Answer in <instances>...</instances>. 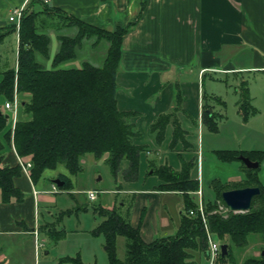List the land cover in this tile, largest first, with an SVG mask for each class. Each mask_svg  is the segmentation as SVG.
I'll return each instance as SVG.
<instances>
[{
	"label": "trees",
	"instance_id": "trees-1",
	"mask_svg": "<svg viewBox=\"0 0 264 264\" xmlns=\"http://www.w3.org/2000/svg\"><path fill=\"white\" fill-rule=\"evenodd\" d=\"M63 27L71 33L57 34L58 48L50 66L46 67L43 60L48 59L49 54L48 30L59 31ZM12 28L16 29L14 23ZM127 30L128 26L106 30L51 8L41 0H30L24 7L17 28V66L0 71V97L6 101L12 100L15 92L20 100V109L13 125L8 122L9 115L0 109L1 201L7 202L11 198L20 201L23 198V192L13 182L20 172V165L10 166L2 162L5 145L12 146L24 162L30 161L28 173L33 182L41 177L43 171L55 169L59 164L70 174H77L81 170L80 158L85 154H92L95 158L106 154L105 160L113 174L121 170L124 180H136L139 155L146 145L134 142L139 132L130 121V112L117 107L115 97L121 41ZM91 38L94 44L100 39L108 44L100 65L85 60L78 67L61 66L75 59L79 47ZM237 91V106L244 117L245 105L250 106L245 81L239 83ZM202 107L201 120L211 130H216L214 112L207 108V103H202ZM168 123L172 124L169 141V147L172 148L184 134L174 110L156 116L149 129L159 143ZM182 144L184 147L190 145L185 139ZM213 153L219 160L226 162L241 161L239 154L259 163L264 158V150H251L247 154L236 149H214ZM122 161H126L124 167H121ZM192 164L191 160H183L178 169L164 163L153 170L162 181L161 189L184 193L179 224L172 234L156 236L146 242L140 236L139 227L129 222L131 204L125 209L117 206L106 208L100 203L93 207L102 219L92 232L105 237L108 264H197L195 252L205 256L208 254L205 227L227 244V253L221 255L220 252L214 264L231 261L228 258L230 250L243 246L249 234L256 233L264 239V181L257 176L259 166L247 168L243 165L244 177L241 180H213L214 198L201 200L203 222L196 210L197 203L188 194L198 189L197 180L190 178ZM60 180H63V184L58 186L59 189L72 190L69 178ZM244 186H258L260 189L252 198L250 208L242 212L229 209L220 212L218 202L225 206L221 192ZM68 193L72 195V192ZM190 209L193 210L191 214ZM40 229L53 234L50 222H44ZM56 235L60 236V233ZM117 236L124 238L122 258L118 257L115 250ZM60 261L91 264L83 262L78 255L64 256ZM243 264H264V255L249 257Z\"/></svg>",
	"mask_w": 264,
	"mask_h": 264
},
{
	"label": "crops",
	"instance_id": "crops-1",
	"mask_svg": "<svg viewBox=\"0 0 264 264\" xmlns=\"http://www.w3.org/2000/svg\"><path fill=\"white\" fill-rule=\"evenodd\" d=\"M29 1L0 0L3 15L0 40L11 27L16 37V60L18 31L5 15L10 8L26 6ZM46 4L106 30L128 26L121 41L115 97L117 107L130 112V121L139 132L134 142L146 145L139 155L136 180L123 184L124 191L132 196L129 222L139 227L140 236L146 242L174 233L184 193L161 189L162 181L152 172L150 164L166 163L178 169L183 160H191L190 178L197 180L200 194L197 190L188 194L196 203L202 198L209 199L204 196L202 182L212 188L213 180L234 181L230 178H239V170L244 176V171L238 162L234 163L236 173L221 180L210 170L215 163V167L220 165L219 159L216 156L217 160L205 159L198 138L187 140L189 146L184 147L178 141L170 148L172 124L166 125L163 138L157 143L150 132V123L159 114L174 110L186 134L196 118L199 130L204 100L199 81L205 72L264 70V0H49ZM62 32L71 33L65 27L59 31L48 30L49 54L43 60L46 67L50 66L58 48L57 34ZM85 60L89 61L85 55L77 54L61 66L78 67ZM150 148L154 155L148 157ZM18 156L11 146L5 145L2 162L10 166L19 164L21 157ZM39 179L33 182L29 173L20 168L13 182L23 192L22 200L11 198L3 202L0 199V264H31V251L37 253L43 248L39 242L42 238L39 240L38 236L48 231L40 229L38 213L40 208L46 209L55 201L52 194L60 189L53 179L50 188L39 189ZM68 192L75 199V191Z\"/></svg>",
	"mask_w": 264,
	"mask_h": 264
},
{
	"label": "rangeland",
	"instance_id": "rangeland-1",
	"mask_svg": "<svg viewBox=\"0 0 264 264\" xmlns=\"http://www.w3.org/2000/svg\"><path fill=\"white\" fill-rule=\"evenodd\" d=\"M2 16L0 13V18ZM7 17L6 14L5 19ZM6 32L3 40H0V71L14 67L16 60L15 32L11 30V27L7 28ZM93 40L91 38L84 42L77 53L80 56L85 55L92 64L100 65L103 62L108 44L104 39H100L94 45H90ZM241 81L246 82L250 106L252 107L250 109V106L245 105L244 117L237 106L239 99L237 88ZM199 83L201 93L204 94V100L201 102H207L208 108L214 112L217 129L211 130L205 123H200L198 130L196 118L190 131H187L186 134L184 130L183 138L179 141L181 143L183 139L195 141L198 138L199 149L203 148L207 160L213 158L217 160L212 154L211 150L213 149H236L244 153L251 150H264V70H242L239 73L227 74L209 71L203 74ZM15 99L16 112L13 120L12 110L5 106L6 100L0 98V102H2L0 107L5 114L9 115L8 122L10 121L11 125L16 120L20 104L19 95L14 92L12 102ZM6 146L9 147V145ZM149 150L151 154H148V157H151L154 155V150L151 148ZM142 151L144 152V150ZM106 156L104 154L100 158H95L92 154H85L80 158L81 170L75 175L70 174L61 164L57 165L55 169H47L42 173L37 185L39 189L50 188L51 179L54 177L58 179L69 178L72 183L71 189L75 191V199L67 190L60 189L56 194H52L55 201L50 206L46 209L40 208L39 221L44 224V221L48 220L52 226L53 234L47 232L41 234L40 237L38 236L39 240L42 238L39 242H42L43 248L41 247L37 253L31 251V264H72L70 261H60V258L76 255L85 263L108 264L105 237L101 233L94 234L92 232V229L102 219L93 207L100 203L106 208L117 206L125 209L128 204L132 203V196L123 189V184L131 180H124L121 170L117 174H113L105 160ZM217 161L220 162L218 163L220 165L215 167V163L210 170L221 180H226L227 176L236 173L237 170L233 167L234 163L238 162L241 168L244 165L242 161L236 160L224 163L220 160ZM125 164L126 161H122L121 167H124ZM150 166L153 172L154 168L159 165L150 164ZM241 171H238L239 178L233 176L230 179H242L244 176ZM257 176L261 181H264V158L259 164ZM202 188L205 197L214 198L209 184L202 182ZM87 190L96 191L94 199L88 198ZM220 204L221 202H218V210H221L220 212L226 211L220 209ZM68 209L70 212L65 213L64 211ZM129 209L131 212V207ZM223 214L226 215V213ZM57 233H60V236L56 235ZM213 238L218 244L222 243L217 237L213 236ZM45 250H48V253H45ZM115 250L118 257L122 258L124 255V238L122 236L116 237ZM261 254L264 255V239L259 234L251 233L247 236V242L243 246L232 247L228 257L231 261H228L227 264H243L249 257L258 258ZM210 258L208 254L205 256L195 252L197 264H214L218 255L213 258V261H210Z\"/></svg>",
	"mask_w": 264,
	"mask_h": 264
},
{
	"label": "water",
	"instance_id": "water-1",
	"mask_svg": "<svg viewBox=\"0 0 264 264\" xmlns=\"http://www.w3.org/2000/svg\"><path fill=\"white\" fill-rule=\"evenodd\" d=\"M238 158L243 162L247 168H256L259 166L257 160H252L249 157L239 154ZM53 181L57 186L63 184V180L54 178ZM260 189L258 186H244L238 188H231L223 190L221 192V198L229 210L233 211H245L250 208L252 198L259 193ZM221 255L227 253V244H220Z\"/></svg>",
	"mask_w": 264,
	"mask_h": 264
},
{
	"label": "built area",
	"instance_id": "built-area-1",
	"mask_svg": "<svg viewBox=\"0 0 264 264\" xmlns=\"http://www.w3.org/2000/svg\"><path fill=\"white\" fill-rule=\"evenodd\" d=\"M41 1L44 2V3H47L49 0H41ZM24 7H25L24 5H21V6H17V7H12L9 10V14H8L7 19L9 21L13 22L15 24L16 28H18V26H19V23H20L22 14H23ZM5 106L8 109H11L12 110V114H14L16 112V99L13 102H12V100L6 101L5 102ZM14 119H15V114L13 115V120ZM13 123H14V121H13ZM18 162H19V165L21 166V168L24 170V172H28L27 170L31 166L30 161L24 162L22 159H19ZM196 192L198 194H200V190H197ZM86 194H87L88 198L94 199L95 196H96V191L87 190ZM219 207H220V209H225V210L228 209L226 207V205L225 206L220 205ZM196 210L198 211L202 221L204 222V212H203V207H202L201 200H199L197 202ZM189 213L190 214L193 213V210L190 209ZM205 231H206V239H207V244H208L207 252H208V255H210V257H211L210 261H213V258L220 253V244H218L214 240L212 233L206 227H205ZM35 237H36V234H35ZM39 245H40V243L37 242V246H39Z\"/></svg>",
	"mask_w": 264,
	"mask_h": 264
}]
</instances>
